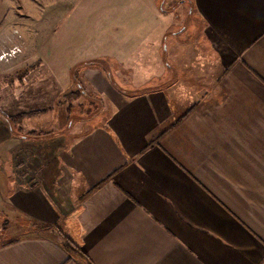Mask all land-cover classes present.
<instances>
[{"label": "crops", "instance_id": "crops-1", "mask_svg": "<svg viewBox=\"0 0 264 264\" xmlns=\"http://www.w3.org/2000/svg\"><path fill=\"white\" fill-rule=\"evenodd\" d=\"M193 1L202 61L178 60L186 43L165 46L175 19L159 0H0V21L10 15L0 46L16 23L25 30L22 18L30 40L49 36L32 48L40 59L26 93L33 108L19 112L41 111L24 120L30 130H63L60 144L46 142L55 152L44 164L28 156L30 174L8 177L2 201L25 231L0 242V264H264V0ZM169 49L178 58L172 75ZM104 58L134 77L153 63L156 73L128 82L138 90L111 87L88 63ZM79 64L80 81L107 95V113L65 126L62 98ZM20 141L13 132L19 167L27 163Z\"/></svg>", "mask_w": 264, "mask_h": 264}, {"label": "rangeland", "instance_id": "rangeland-1", "mask_svg": "<svg viewBox=\"0 0 264 264\" xmlns=\"http://www.w3.org/2000/svg\"><path fill=\"white\" fill-rule=\"evenodd\" d=\"M159 1V7L163 6L164 9L172 11L175 19V21L173 22V26L165 36V46L168 45L170 48H172V43L176 44V41L187 44L183 47H180L179 53H181L179 55V59L177 58V56H173L175 54L173 52V49H169V51L163 50V61L165 62V64H169L167 73L172 75L174 71H176V68L173 64V59L188 61L192 60L193 58L200 57L202 61V59H204L203 56H206L203 52L205 43L201 38L203 26L201 20H199V18L196 16L193 0H184V2L182 0H166L165 3L164 0ZM22 5L24 12L27 13V6H25L24 8V4ZM44 9L54 10L57 9V6L52 5V7H48L47 5H45ZM9 17L10 15L6 14L2 18V20L0 21L2 23V26L6 25ZM20 21V24H22V27H25V30L21 31L20 27L17 25L18 23H16L14 25V30L11 32V34L6 36L5 41L0 46V141L4 139L3 150H0V161H4L1 162L3 165H1L0 163V242L7 240L9 237L23 234L25 231V226L16 224L10 219L11 213L10 211H8V208L4 206L5 203L3 204L2 201V199H4L5 197V192L8 187L7 183L11 182L8 177L12 178V171H14V174L16 176L18 174L21 177L30 174V171L32 170L31 166L33 167L35 163L32 161V163L29 164L28 156L33 155L36 157H40L44 164V156L50 157L55 152V150L53 151L52 147L49 146L50 143L46 144V142L51 138H56L59 133L63 132V130L51 131L45 128L40 130H30L28 128L27 120H24L29 115L32 116L41 111L36 112L35 110H31L30 112H19L21 108H28V106L33 108L30 105L31 102H29L30 98L26 97V93L28 85L30 84L29 77L34 73L33 71L35 67L38 66L37 64L40 59L38 56H35V51L32 48L42 46L45 38L49 37L48 35H35L36 38H32V40H30V37H28L26 33L27 28L25 23L27 22V18L18 20V22ZM55 22L56 20H53V23ZM53 37V42H55V40H59L60 32H57ZM43 56L44 53L42 54V57ZM142 59L144 58L142 57ZM147 60V63L151 64V61H155V57L149 56ZM90 61L91 60L88 61L89 66L92 68L93 65L95 69L99 70L96 71V74L103 72L108 77L111 76V80L114 83H110L111 87L114 85H118V87H122V90H138V87H132L128 82L135 81L136 83V80H139L140 78L138 76L139 74L155 75L156 73L155 63H153V66L148 65V67L137 69L136 75L134 77V74L132 72L126 70L123 67H120L119 65L115 64V61H112L110 59L104 58L100 61ZM88 63H83V65L86 66V64ZM73 68L75 69L73 70ZM73 68L71 69L73 82L68 88V94L62 98V100L67 103L68 106V117L65 118V126L69 125V123L71 122L80 124L81 122L95 123L98 120L100 121L105 117V114L107 113L106 108L108 104H106V102L108 103L109 100L107 95H103L101 93H98L97 91L95 92L93 85L88 81V79L84 78V80L80 81V74L73 73L76 70V65ZM85 74L87 75L88 71H86ZM74 76L79 80H75ZM79 82L81 86H79ZM105 85V88L110 87L108 84ZM154 85L155 81L148 82L147 84H144L142 89H150ZM13 92L20 94L19 99H17V97H13ZM17 101L19 103V106L17 104ZM18 115L20 117H18ZM8 118H11V122L8 121ZM14 118H16L17 120L15 121ZM23 122H25L26 126L24 129L21 126L22 124H24ZM13 132L21 138V144L19 145V155L22 157L19 158L22 159L23 157H27V163H25V165L20 164V167L18 165L15 166L14 164H12L11 160V156L13 154V149L11 146ZM61 140H63V138H56V141L54 142V144L52 143V145L55 146L60 144ZM29 141H42L43 143L39 144L38 142L32 145H28ZM36 144H39L38 146L40 148L37 149V153L34 154L32 149ZM5 155H7V157ZM7 160L9 161L7 162Z\"/></svg>", "mask_w": 264, "mask_h": 264}, {"label": "trees", "instance_id": "trees-1", "mask_svg": "<svg viewBox=\"0 0 264 264\" xmlns=\"http://www.w3.org/2000/svg\"><path fill=\"white\" fill-rule=\"evenodd\" d=\"M82 65V64H81ZM75 69V68H74ZM73 69V70H74ZM81 69V66L80 64L76 66V70L75 72H73L74 74H77L79 73V70ZM75 77V76H74ZM75 80L78 81V78L75 77ZM79 86L80 85V82H79ZM22 116V115H21ZM18 117H20L18 115ZM14 120L16 121L17 119L14 118ZM8 121L11 122V118H8ZM13 122V121H12ZM62 239H63V242L64 244L66 245V247L69 249L70 252H73L75 255H77L79 258H86V254L83 252L82 250V247L68 234L66 233H63L62 234Z\"/></svg>", "mask_w": 264, "mask_h": 264}]
</instances>
